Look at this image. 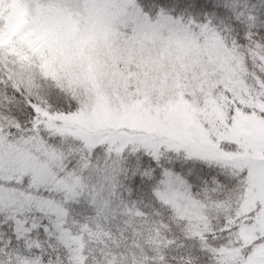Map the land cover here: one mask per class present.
<instances>
[{
    "label": "snow or ice",
    "instance_id": "6c2138e0",
    "mask_svg": "<svg viewBox=\"0 0 264 264\" xmlns=\"http://www.w3.org/2000/svg\"><path fill=\"white\" fill-rule=\"evenodd\" d=\"M0 264H264V0H0Z\"/></svg>",
    "mask_w": 264,
    "mask_h": 264
}]
</instances>
